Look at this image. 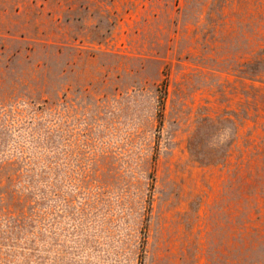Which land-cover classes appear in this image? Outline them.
I'll list each match as a JSON object with an SVG mask.
<instances>
[{"label": "rangeland", "instance_id": "obj_1", "mask_svg": "<svg viewBox=\"0 0 264 264\" xmlns=\"http://www.w3.org/2000/svg\"><path fill=\"white\" fill-rule=\"evenodd\" d=\"M0 264H264V0H0Z\"/></svg>", "mask_w": 264, "mask_h": 264}]
</instances>
